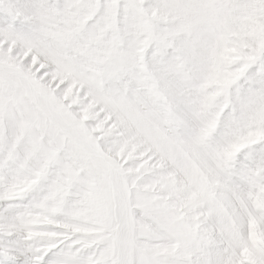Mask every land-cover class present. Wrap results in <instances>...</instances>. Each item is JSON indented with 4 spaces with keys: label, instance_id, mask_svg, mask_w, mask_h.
<instances>
[{
    "label": "snow or ice",
    "instance_id": "6c2138e0",
    "mask_svg": "<svg viewBox=\"0 0 264 264\" xmlns=\"http://www.w3.org/2000/svg\"><path fill=\"white\" fill-rule=\"evenodd\" d=\"M0 264H264V0H0Z\"/></svg>",
    "mask_w": 264,
    "mask_h": 264
}]
</instances>
